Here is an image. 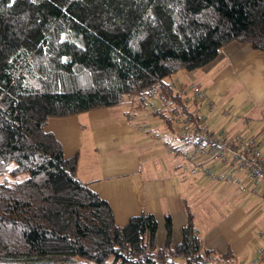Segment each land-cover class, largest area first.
Returning <instances> with one entry per match:
<instances>
[{
	"label": "trees",
	"instance_id": "16d2710c",
	"mask_svg": "<svg viewBox=\"0 0 264 264\" xmlns=\"http://www.w3.org/2000/svg\"><path fill=\"white\" fill-rule=\"evenodd\" d=\"M230 42L264 53V0H0V264H239L203 246L189 208L174 247L169 214L161 247L153 214L116 224L44 129L152 95L170 127L176 111L202 125L169 80Z\"/></svg>",
	"mask_w": 264,
	"mask_h": 264
},
{
	"label": "crops",
	"instance_id": "0c3cea01",
	"mask_svg": "<svg viewBox=\"0 0 264 264\" xmlns=\"http://www.w3.org/2000/svg\"><path fill=\"white\" fill-rule=\"evenodd\" d=\"M169 81L181 91L191 84L202 87L211 104L194 107V112L203 124L217 132L256 136L264 153L263 52L230 42L205 66L178 71ZM162 108L155 95L126 97L113 107L49 118L44 129L55 135L66 158L77 155L78 178L109 203L116 224L143 212L153 214L161 247L169 214L174 247L189 208L205 248L231 251L239 264H251L255 247L264 244V179L249 185L256 192H244L242 168L234 170L235 183L212 181L202 171L189 175L169 149L192 145L177 125L170 127L156 114ZM222 112L228 116L222 118ZM211 166L214 172L224 168L219 162Z\"/></svg>",
	"mask_w": 264,
	"mask_h": 264
},
{
	"label": "built area",
	"instance_id": "2783aa9c",
	"mask_svg": "<svg viewBox=\"0 0 264 264\" xmlns=\"http://www.w3.org/2000/svg\"><path fill=\"white\" fill-rule=\"evenodd\" d=\"M183 94L184 101L189 109L211 104L204 89L198 85L191 84L184 90H179ZM176 123L180 132L199 134L203 143L193 145L191 148L182 146H170V153L182 161V169L191 176H196L200 171L207 179L212 181H223L235 183L237 179L234 174L236 168L245 171V184L241 186L244 192H256V188L249 185L256 179H264V153L261 151V142L256 136L242 135L240 133H223L210 129L206 124H195L188 117L178 115ZM227 113L222 112V118H226ZM230 119H236L231 116ZM219 162L224 168L214 172L212 164ZM230 167H232L230 169ZM264 196V189L261 191ZM254 258L251 264H264V244H258L254 250Z\"/></svg>",
	"mask_w": 264,
	"mask_h": 264
},
{
	"label": "rangeland",
	"instance_id": "374dc122",
	"mask_svg": "<svg viewBox=\"0 0 264 264\" xmlns=\"http://www.w3.org/2000/svg\"><path fill=\"white\" fill-rule=\"evenodd\" d=\"M126 97H128V96H126Z\"/></svg>",
	"mask_w": 264,
	"mask_h": 264
}]
</instances>
